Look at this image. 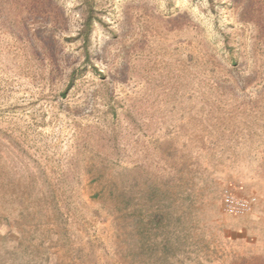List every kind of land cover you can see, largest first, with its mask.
<instances>
[{
  "label": "rangeland",
  "instance_id": "obj_1",
  "mask_svg": "<svg viewBox=\"0 0 264 264\" xmlns=\"http://www.w3.org/2000/svg\"><path fill=\"white\" fill-rule=\"evenodd\" d=\"M0 264H264V0H0Z\"/></svg>",
  "mask_w": 264,
  "mask_h": 264
},
{
  "label": "trees",
  "instance_id": "obj_2",
  "mask_svg": "<svg viewBox=\"0 0 264 264\" xmlns=\"http://www.w3.org/2000/svg\"><path fill=\"white\" fill-rule=\"evenodd\" d=\"M94 20H95V16L93 14L92 8H90L84 19L83 26L78 34L79 37H81L83 40V45L86 50L87 59L89 58V47L91 44V35L94 28L93 27L95 22ZM76 78H77V74H76V70H74L70 76V80L67 85V88L71 87L74 84Z\"/></svg>",
  "mask_w": 264,
  "mask_h": 264
},
{
  "label": "built area",
  "instance_id": "obj_3",
  "mask_svg": "<svg viewBox=\"0 0 264 264\" xmlns=\"http://www.w3.org/2000/svg\"><path fill=\"white\" fill-rule=\"evenodd\" d=\"M256 197L251 198H238L232 194H227L224 197V208L227 212L233 214H243L252 209Z\"/></svg>",
  "mask_w": 264,
  "mask_h": 264
}]
</instances>
